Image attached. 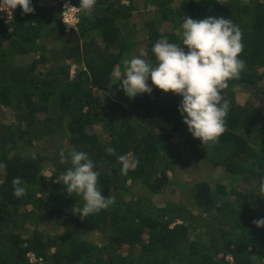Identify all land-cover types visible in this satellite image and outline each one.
<instances>
[{"label":"trees","instance_id":"trees-1","mask_svg":"<svg viewBox=\"0 0 264 264\" xmlns=\"http://www.w3.org/2000/svg\"><path fill=\"white\" fill-rule=\"evenodd\" d=\"M64 2L32 0L34 14L17 7L9 20L0 11V163L7 166L0 172V264H264V228L252 224L264 217V197L253 195L255 180L264 175V0H144L157 10L143 23L131 20L136 0H96L92 17L81 13L69 31L62 22ZM71 2L79 6V0ZM209 16L240 28V59L247 66L239 80L229 81L226 131L210 147L188 138L180 102L171 93L153 88L151 95L130 100L118 85L108 88L142 32L146 59L154 63L156 41L181 42V18ZM166 23L173 27H161ZM19 55L27 63L17 65ZM238 92L246 95L244 103ZM13 104L8 122L4 106ZM94 126L102 135L92 132ZM37 141L46 142L45 152L36 151ZM109 147L116 155L107 153ZM180 149L188 159H180ZM61 150L89 155L102 195L114 196V205L86 217L66 212L69 205L82 209L84 201L54 182L69 167L60 163ZM117 155L139 161L137 168L122 175ZM192 162L209 180L212 167L221 176L216 183L176 177L189 174ZM15 177L27 186L19 199ZM132 183L144 192L133 191ZM175 189L183 190L182 201L155 203ZM51 221L105 237L93 243L71 230L52 234L44 228ZM191 229L202 234L191 240ZM29 252L41 261L32 263Z\"/></svg>","mask_w":264,"mask_h":264},{"label":"clouds","instance_id":"clouds-1","mask_svg":"<svg viewBox=\"0 0 264 264\" xmlns=\"http://www.w3.org/2000/svg\"><path fill=\"white\" fill-rule=\"evenodd\" d=\"M31 3L32 0H0V11L12 13L19 7L23 15L34 14ZM95 5L96 0H79V6L65 0L62 6L65 31L77 27L81 13L91 18ZM67 10L73 11L75 16L72 24L65 20L64 12ZM183 20L180 43H171L167 37L156 41L151 50L155 65L145 59L148 56L146 50H142L138 56L125 57L121 61L122 68L117 66L111 73L108 88L118 85L117 91L122 90L130 100L142 94L151 95L153 87L182 97L178 111L188 132L202 145L210 147L219 143V138L226 131L225 120L231 108L230 100L225 98L229 81L239 80L247 67L246 62L240 59L244 49L242 32L230 19L223 17H184ZM106 151L109 155H116L112 147ZM59 155L60 163L69 167L56 176L54 182H62L69 197L75 194L84 201L82 209L78 204L73 208L74 214L86 217L115 204L114 196L102 195L98 186L99 173L94 170V162L86 152L72 150L65 154L61 150ZM117 161L121 165L122 175L135 170L139 164V161L130 160L127 155H117ZM6 167L0 163V172ZM12 184L16 198L26 195L27 186L20 177H15ZM255 184L256 193L253 195L264 197V175L256 179ZM252 224L264 228V217L253 219ZM29 253L36 257L34 252Z\"/></svg>","mask_w":264,"mask_h":264},{"label":"rangeland","instance_id":"rangeland-1","mask_svg":"<svg viewBox=\"0 0 264 264\" xmlns=\"http://www.w3.org/2000/svg\"><path fill=\"white\" fill-rule=\"evenodd\" d=\"M177 2H178V0H177ZM136 3L139 6V9L136 10L135 13H133V16L131 18V20L132 19H136V22L143 23L144 21H147L149 18H151L149 13H151V16H153L155 11L157 10L155 7L154 8L153 7L146 8L144 6V0H136ZM155 15H156V13H155ZM183 19H184V17L181 18V21H180L181 23L184 22ZM170 26L173 27V23L172 24L166 23V24L161 25V27H164V28H166V27L169 28ZM135 33H137V32L135 31ZM140 36H141V43L137 45L136 49H134L133 54L130 55V57H127V58H131L133 56H138L139 53L142 50H146L147 51L146 47H147V44H148V40L146 38V34L144 32H142V34ZM24 57L25 56L19 55L16 58L17 65H20V64L22 65V63H24V64L27 63L28 60H24ZM146 58L147 57H145V59ZM153 61H154L153 64L155 65V63H156L155 59ZM148 83H149V85H151V80H149ZM153 88H155V87H153ZM169 93H171V92H169ZM171 94L174 95L175 97H177L178 101L181 103L182 97L177 96V95H175L173 93H171ZM96 97H97L98 100H102V99H104L105 96H103V94H101V92H97V96ZM238 99H239V101L244 103L246 101V95H244V93H242V92H238ZM254 103L257 106H260V100H256ZM15 108H16V105H14V104L12 106H4V114L2 115L3 119L7 120L8 122L11 121L13 119L14 114H15L14 112L16 111ZM186 128H187V126H186ZM91 130H92L93 133H99L100 135H102V129H101L100 126H94V127L91 128ZM186 132L188 133V138L192 139V135L188 132V130ZM36 143H37L36 144V151L40 152V153H42L43 151L45 152V150L47 148L46 147L47 145L45 144L46 142L37 141ZM178 144L180 146H184L181 143H178ZM176 153L180 154V159H188L187 158V154L184 153L183 149L182 150L180 149L179 151H176ZM215 168L212 167L213 171L211 173L214 172V173L217 174V176L213 173V175L211 177H209L210 178V180H209V179L206 178V177H208V173L202 171V169H199L197 164L195 162H192V163L187 165V169H188V173L189 174L184 176V174H181L182 173L181 171H179V172L177 171L178 173H177L176 177H180V178H183V179H188V176H189V178H190L189 180L190 181L192 180V182H194V183H199V182H201L203 180H206V181L208 180V181H211L213 183H216L215 180H217L221 176V172L219 170L220 168H216V169ZM253 182H251V184ZM249 184H250L249 181L247 182V184L245 183V185H247V186ZM130 185H131V188L134 189L133 191H135V192H138V191L144 192V190H145V189H143V187H140L139 183H137V186L135 184H133V183L130 184ZM182 191L180 189H175L172 192H168L169 193V199L163 200V199L159 198V199H157V201L155 203L156 204H160L162 206H165L166 203H168L170 201H182L185 198V196L181 195V194H184ZM228 199L232 200L231 197H229ZM228 199H226V201ZM219 202L220 201H217L216 204H219ZM69 206L70 207H68L66 209V212H68V213L72 212L73 208L75 207L73 205H69ZM192 209H193V212L195 214H200L202 212L200 209H197L195 207H193ZM176 223H182V221L181 220H177ZM174 224L175 223H173L171 226H173ZM44 228H45V230L47 229L48 231H50L52 234L71 230L72 233L75 236H78L79 238H82V239L91 240L93 243H99V242L103 241L102 239H103V237H105V235L103 236V233L101 231H93V232H87L86 233V232H83L82 230L77 229L71 223H66V224H62L61 223V224H59L57 222L51 221ZM201 232H202L201 230H197V229L196 230H194V229L193 230L192 229L189 230L190 239L191 240H196L197 237H199V235L202 234ZM26 234L28 236L32 235L31 232H26ZM50 251H51V249H49V252ZM27 257L29 258V260L32 263H36L37 262V260H35L36 257L33 256V253H29L27 255ZM226 260L229 261L230 263H233L232 255H228L226 257Z\"/></svg>","mask_w":264,"mask_h":264},{"label":"built area","instance_id":"built-area-1","mask_svg":"<svg viewBox=\"0 0 264 264\" xmlns=\"http://www.w3.org/2000/svg\"><path fill=\"white\" fill-rule=\"evenodd\" d=\"M12 14H13V11H12V13H9V12L5 11L6 19L7 20L12 19V17H13ZM64 15H65V20L69 24H72V22H74L76 20L75 16H73V11H68L67 10V11L64 12Z\"/></svg>","mask_w":264,"mask_h":264}]
</instances>
